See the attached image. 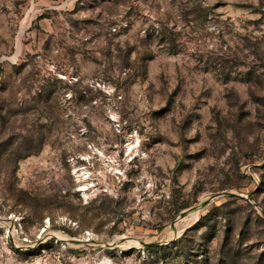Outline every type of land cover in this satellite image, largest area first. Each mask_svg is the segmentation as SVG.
I'll use <instances>...</instances> for the list:
<instances>
[{
    "label": "rangeland",
    "instance_id": "374dc122",
    "mask_svg": "<svg viewBox=\"0 0 264 264\" xmlns=\"http://www.w3.org/2000/svg\"><path fill=\"white\" fill-rule=\"evenodd\" d=\"M0 263L264 264V0H0Z\"/></svg>",
    "mask_w": 264,
    "mask_h": 264
},
{
    "label": "trees",
    "instance_id": "16d2710c",
    "mask_svg": "<svg viewBox=\"0 0 264 264\" xmlns=\"http://www.w3.org/2000/svg\"><path fill=\"white\" fill-rule=\"evenodd\" d=\"M209 215H210V213L202 217V219H201L202 221L200 223V226H202V224L204 225V221L209 218Z\"/></svg>",
    "mask_w": 264,
    "mask_h": 264
},
{
    "label": "bare ground",
    "instance_id": "6f19581e",
    "mask_svg": "<svg viewBox=\"0 0 264 264\" xmlns=\"http://www.w3.org/2000/svg\"><path fill=\"white\" fill-rule=\"evenodd\" d=\"M55 234V233H54ZM58 236H60V235H58Z\"/></svg>",
    "mask_w": 264,
    "mask_h": 264
},
{
    "label": "built area",
    "instance_id": "2783aa9c",
    "mask_svg": "<svg viewBox=\"0 0 264 264\" xmlns=\"http://www.w3.org/2000/svg\"><path fill=\"white\" fill-rule=\"evenodd\" d=\"M0 264H2V263H0Z\"/></svg>",
    "mask_w": 264,
    "mask_h": 264
}]
</instances>
